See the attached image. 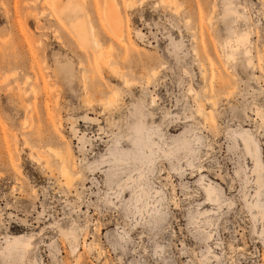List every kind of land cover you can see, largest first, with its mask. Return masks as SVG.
<instances>
[{
	"label": "rangeland",
	"instance_id": "rangeland-1",
	"mask_svg": "<svg viewBox=\"0 0 264 264\" xmlns=\"http://www.w3.org/2000/svg\"><path fill=\"white\" fill-rule=\"evenodd\" d=\"M78 1L100 49L73 33L74 3L61 18L0 0V249L18 235V264H264V0H115L122 38L103 0Z\"/></svg>",
	"mask_w": 264,
	"mask_h": 264
},
{
	"label": "bare ground",
	"instance_id": "bare-ground-1",
	"mask_svg": "<svg viewBox=\"0 0 264 264\" xmlns=\"http://www.w3.org/2000/svg\"><path fill=\"white\" fill-rule=\"evenodd\" d=\"M73 3L75 4L74 7H77L75 10L78 9V12H79L77 17H76V19H73L70 22V27L72 28L73 33L75 34V36L79 39V41L81 43L88 44L94 49H100L101 43L98 41V39L96 37V34H95L94 30H93V26H92V24L89 21V14H88V12L85 13L84 11H82L83 10L82 9L83 5H82V3L80 1H78V0H76V1L75 0H51V5H52V9H53L51 14H53L55 16V13H56V15H58L59 17L62 18L66 8L69 7L70 9H72L71 6H73ZM102 3H103V5H102L103 6L102 7L103 11L102 12L104 14L102 16L103 19L108 24L110 29L114 33H116L117 36L122 38L123 34H124L123 19H122V14L119 12L118 5L116 4L115 0H103ZM55 33L56 32H54V34ZM232 42L233 43H230V42L228 43L229 47H231L233 45L236 46V47H240L241 45H246L247 42L248 43L250 42L249 33L248 32H241L239 34L235 33V38L232 39ZM247 52H248V49H247ZM226 56H227L228 59H230V57H231V55L228 52L226 53ZM96 60H97L96 63L98 65L97 69L98 70H100V69L103 70L104 69V65L106 66V61H107L106 55L104 53L100 52L98 54ZM79 64L82 65L81 63H79ZM107 66L109 67V70H110L111 73L116 74L118 72L117 71V67L115 65H107ZM66 69H67L68 73L71 72V69H69V67L66 68ZM53 71H54V69H53ZM84 71H85V69L80 70V75L82 76V77L81 76L80 77H81L82 81L81 80H79V81L83 82V84L86 85L87 81L85 79ZM77 73H79V71ZM124 82H126V81H124ZM83 87L84 86H82V89H83ZM20 95H21V93H20ZM20 95H19L18 98H20ZM22 95H23V93H22ZM83 101L86 104H90L91 100H90L89 94H87V96L85 95ZM115 101H116L115 96L111 95L108 98H106V100H105L106 104L105 105H107V107L111 106V105H114ZM200 114L203 115L204 118L207 117L206 114H204L203 111H200ZM241 139H242V144H243L244 148L249 153L254 155V159H255V162H256L255 163V170H257V171L261 170V164L259 162H257V160H256V152H257V143H256V141L254 140V138L249 133H244L243 136L241 137ZM50 149L52 151H54V153L56 154V160H57V162L59 164L60 174H61V176L64 179V183L71 184L73 176H72V173L70 171V165H69L68 159H67V152L57 150L56 148H53V147H50ZM45 166L51 172V169H50L49 166H47V163H45ZM201 183L203 184L202 186L206 190L205 192H207L209 199H210L212 194L215 195V198H214L215 200L219 199L217 197V192L215 191V189H214V187H213L211 182H207V183L201 182ZM141 191H142V189H141ZM211 236L212 235H210V237ZM75 240L76 239L74 237V241ZM5 241H6L5 245H2V248L0 249V254L2 256H4V258H6L11 264H18L19 261L17 260V257H15V256H17V255L20 256V257L24 256V253L26 252V249L29 247V244H30L29 240L24 241V240H22V238L20 236H18V235L17 236H15V235L13 236L12 235L11 237L6 236L5 237ZM88 246L91 247V245H88ZM89 247H86V248H88V250L90 251ZM95 247H96V245H95ZM93 248H94V246H93ZM96 257H98V256L96 255Z\"/></svg>",
	"mask_w": 264,
	"mask_h": 264
}]
</instances>
